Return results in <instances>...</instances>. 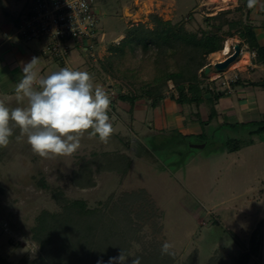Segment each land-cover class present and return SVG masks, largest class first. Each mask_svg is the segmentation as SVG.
<instances>
[{
  "label": "rangeland",
  "instance_id": "1",
  "mask_svg": "<svg viewBox=\"0 0 264 264\" xmlns=\"http://www.w3.org/2000/svg\"><path fill=\"white\" fill-rule=\"evenodd\" d=\"M32 1L0 0V20L3 18L9 24L19 21L10 33L12 41L33 42V47L41 45L44 50L50 44L48 39L25 41L18 36ZM232 3L228 6L227 2V9H217L218 5L210 0H94L99 34L92 50L86 52L83 47L86 41L79 45L70 41L67 60L45 54L48 67L56 63L48 75L63 67L87 71L93 75L95 84L107 90L114 132L107 144L85 134L73 154L44 158L32 151L19 129L15 130L8 147L0 148V255L4 259L10 264L27 259L42 261L44 253L33 238V229L44 212L60 215L68 212L67 209L73 212L70 204L76 208L85 206V211L101 210L103 222L108 223L115 218L111 215L114 204L122 206L124 201L134 220L133 228L137 229L131 242L133 255L161 253V244L167 241L174 245L170 264H209L219 250L236 255L250 252L252 233L262 224L259 252L252 256V264H264V133L256 139L254 148L236 154H230V150L236 152L253 139L244 134L247 127L241 125L229 131L221 125L215 127L211 123L208 129L204 125L210 132L206 135L208 140L200 134L193 143L185 145L176 137H153L147 148L148 137L154 135L148 133L149 123L133 122L132 106L124 101L125 97H139L135 104L138 119L144 120L148 114L155 121L160 120L159 112L147 113L152 100L140 96L163 84V98H178L177 87L173 81H165V77L179 73L184 65L182 54L171 49L162 53L157 46L146 51L141 44H127L121 52L130 28L144 24L154 30L157 24L152 15H155L164 22L186 24L188 33L192 34L213 32L225 36L226 42L228 34H232L236 40L233 45L243 47L248 43L241 40L240 34L246 33L245 26H253V20L245 10L247 0H239L238 4L232 0ZM211 13L212 17L225 15L221 20L209 21ZM21 43L19 46H23ZM213 61L216 60L212 54L208 55L205 68L198 73L204 99L218 92L227 97L231 90L249 86L239 69L230 67L224 71L228 74L214 80L213 73H218ZM207 67L211 72L204 74ZM10 81L0 78V99L10 108L26 106V100L20 103L16 96L3 94L1 89L8 90ZM189 85L186 84V93L191 97ZM258 87L255 91L264 100V85ZM174 106L180 110V106ZM261 106L264 107L263 101ZM205 108L210 110L211 106L186 105L183 114L189 120H194L193 117L206 120ZM254 127L251 125L248 131ZM221 142L228 150L219 147ZM126 154L133 161L127 174V159L122 156ZM137 194L139 200L127 199V195L137 198ZM137 214H143V219L138 221ZM101 227L96 226L89 239L92 246L103 230ZM102 260L108 264L107 257Z\"/></svg>",
  "mask_w": 264,
  "mask_h": 264
},
{
  "label": "trees",
  "instance_id": "2",
  "mask_svg": "<svg viewBox=\"0 0 264 264\" xmlns=\"http://www.w3.org/2000/svg\"><path fill=\"white\" fill-rule=\"evenodd\" d=\"M222 15L224 16L225 14L221 13L220 17H210L208 20H221ZM152 17L155 19L157 27L154 30H149L144 24L133 26L128 30L121 44L120 51H123L124 45L141 44L146 51L150 46H157L162 50V53L171 49L175 50L176 54H182L184 65L181 67V71L179 73L168 74L165 77V81H173L177 87L180 96L173 100L177 104L181 106H200L201 103H205L211 106L208 122L200 118L198 119V122L203 127L204 125H209L211 123L209 121L214 120L217 116L214 106L223 95L218 92L211 94L210 98L204 99V90L198 85V73L205 68L206 57L208 55L223 49L226 42L225 36L223 38L213 32L205 31H201L200 35L188 33L186 24H173L171 22H164L155 15H152ZM253 28V26H245L246 33L240 34L241 40L250 44L251 47H254L251 41ZM228 36L229 38H233L232 34H228ZM258 56L259 62L264 64V47L258 49ZM203 73L206 74L205 71ZM186 84H190L188 90L192 92L191 97L187 96ZM163 86V84H160L159 86L151 87L142 92L140 97L144 99L147 97V99L152 100V107L157 108L165 99L163 98ZM138 100L139 97L131 96L125 97L124 101L129 102L133 109ZM259 125L262 126L259 131H264V122ZM206 135L207 133L204 132L202 137L208 140ZM180 137L187 144L193 143L195 139V136ZM205 140L203 142H206ZM122 156L127 159L128 166L125 170V174H127L133 161L127 154ZM112 163L114 164V162ZM135 197L137 198L127 195V199L130 201H136L140 198L138 194ZM121 203L122 206L115 203L112 207L113 209L111 208V215L115 216V218L108 223L103 222L101 210L98 212L85 211V206L76 208L75 205L70 204L69 206L74 208L72 209L73 212L67 209L69 213L66 211L60 215H50L44 212L37 220V226L33 229V238L41 245L44 253L42 261L32 262L27 259L19 264H97L98 259L104 257L109 259L110 257L118 256L121 249H124L125 254L128 255L127 259H130V261H127V264H131L132 259L135 257H140L141 264H170L172 261L170 256L162 255L160 252L148 255L144 252H135L133 255L131 242L134 240L133 237L137 235V229L133 228L134 220L129 212V206L124 201ZM73 215L78 216V218L76 219ZM139 219H143V214H137V220L140 221ZM101 225L103 230L97 236L92 246L89 239H91L92 233L96 231L95 227ZM260 225V227L254 230L250 238V252L236 255L219 250L210 258L209 264H252V256L257 255L259 252V233L262 224ZM154 247L158 249L157 246ZM0 264L10 263L0 255Z\"/></svg>",
  "mask_w": 264,
  "mask_h": 264
},
{
  "label": "clouds",
  "instance_id": "3",
  "mask_svg": "<svg viewBox=\"0 0 264 264\" xmlns=\"http://www.w3.org/2000/svg\"><path fill=\"white\" fill-rule=\"evenodd\" d=\"M264 10L260 0H247V7ZM241 47V46H240ZM39 58L20 62L22 78L16 85V100L26 106L10 108L0 99V148H7L15 130L27 137L32 151L40 157L67 156L81 146L85 134L107 144L114 128L110 121L111 99L106 89L94 83L87 71L60 68L47 76L39 75ZM174 245L165 241L162 255L173 256ZM124 249L110 257L108 264H127ZM97 264H104L98 259ZM131 264H141L140 257Z\"/></svg>",
  "mask_w": 264,
  "mask_h": 264
},
{
  "label": "crops",
  "instance_id": "4",
  "mask_svg": "<svg viewBox=\"0 0 264 264\" xmlns=\"http://www.w3.org/2000/svg\"><path fill=\"white\" fill-rule=\"evenodd\" d=\"M238 2L239 0H237V4ZM260 3H264V0H260ZM245 10L247 11V13L249 12L251 14L253 20L252 24L254 28L251 36V41L254 47H251L250 44L244 45L243 47H246L247 50L250 51V55L253 51L257 52L256 59L258 60V49L260 47H264V10L260 9L259 4L253 9L248 8ZM5 21L6 20L3 18L0 20V78L4 77V79L8 80L10 78L11 81L9 83L10 85L8 86V90H5L4 88L1 90L5 95L11 94L9 96H16L15 88L19 80L22 78V66L20 64L21 61H23L24 63H28L33 57L39 58L40 60L37 65V71L41 76H47L48 72L53 70L56 63H54V65H51L50 67L47 66L46 57L42 51L41 45H38L37 48L31 45L33 42L23 44L20 41H12V39H10V33L12 32L13 28H16V23H18L19 21H16L15 23H12L10 21V24L6 23ZM20 43L23 46H19ZM256 59L251 55V64L244 67L243 71L242 68H238L241 72V76L247 81L249 86H239L235 91L231 90V94H227V97L223 96L214 106L217 112V116L214 120L211 121V123L215 125V127L217 125H221L223 130L229 131V129L231 130L233 127H236V125H238V128L241 125V127H247V133L244 134L253 137L252 140L248 141L249 143H246L245 145L240 147L238 151L235 152L234 150H230V154L244 152V150L246 149L251 150L256 145V139L264 133V131H262V133H260L259 131V129H261L262 127L259 124L264 122V107L261 106V102H264V100L261 99L258 92L255 91V89L257 90L259 88V85H264V64H261L258 61L255 65L254 61ZM17 71L19 72V74H17ZM223 73L228 74L225 72ZM236 73L237 72H235V75ZM237 74L240 77L239 73ZM0 88H2L1 85ZM174 104H176L178 107L180 106L179 111L175 108ZM185 107L186 106L177 104L170 98H165L157 108L152 107L150 110H148L147 108V113L152 111L155 113L159 112V122L155 121L152 115H149L148 117V114L145 116L144 120H139L137 117L139 112L136 113V106L133 108L135 110L131 108L130 112L133 113L134 116L133 122L139 121L144 125H146V123H149L147 125L149 128L148 133L150 132L151 134H154L148 137V140L146 142L147 148L149 147V140H151L153 137H176L179 139V143L185 145L187 144L186 141L183 140L180 136L190 137L200 134L202 135L204 132L210 134L208 130L201 126V124L198 122V119L193 117L194 120H189L188 117H186L187 115L183 114ZM201 110L204 109L201 108ZM205 110V112L207 113V117L206 120H202L207 122L209 120L211 111L209 110V108H205ZM178 112L180 114H178ZM251 125L255 126L256 128L254 127L252 128V131H248V128ZM206 127L208 129L209 125H207ZM210 128L212 129V127ZM230 140L231 139H229V141ZM232 140H234V138ZM219 147L228 150V147H225L224 142L219 143Z\"/></svg>",
  "mask_w": 264,
  "mask_h": 264
},
{
  "label": "built area",
  "instance_id": "5",
  "mask_svg": "<svg viewBox=\"0 0 264 264\" xmlns=\"http://www.w3.org/2000/svg\"><path fill=\"white\" fill-rule=\"evenodd\" d=\"M93 1L33 0L26 11L22 24H20L18 36L25 41L48 39L50 44L42 50L43 53L56 57L60 61L67 60L68 42L70 41H77L78 45L86 41L87 44H84L83 47H85L86 52L91 51L92 44L98 39L99 34L97 30L99 21L93 10ZM230 3L232 0L228 2V6L231 5ZM209 16L212 17V13ZM246 51H248L246 47H241L239 59L243 57ZM234 53L235 46L233 45L230 54L222 60L213 61L212 65L215 67L217 63L224 62ZM251 55L256 58L257 52L253 51ZM218 74L220 78L226 75L219 72Z\"/></svg>",
  "mask_w": 264,
  "mask_h": 264
},
{
  "label": "bare ground",
  "instance_id": "6",
  "mask_svg": "<svg viewBox=\"0 0 264 264\" xmlns=\"http://www.w3.org/2000/svg\"><path fill=\"white\" fill-rule=\"evenodd\" d=\"M229 1L230 0H210V2L216 3L218 5L217 9H219V8L227 9L226 6H227V2H229ZM235 42H236L235 40H233L232 38H229L227 40V42H225L223 49L221 51L213 53L212 57H214L215 60H222L223 58H225V56H227L228 54H230L232 52V46H233V43H235ZM249 64H251V55H250L249 51H246L242 58H240L239 60H237L235 63H233L230 66V69L234 70V69H238V68H244ZM212 78L214 80H217L220 78V76H219V74L215 73L212 75Z\"/></svg>",
  "mask_w": 264,
  "mask_h": 264
},
{
  "label": "water",
  "instance_id": "7",
  "mask_svg": "<svg viewBox=\"0 0 264 264\" xmlns=\"http://www.w3.org/2000/svg\"><path fill=\"white\" fill-rule=\"evenodd\" d=\"M240 54H241V47L239 45H237L235 47V53L230 56L229 58H227L224 62H220V63H217L215 65V70L217 72H224L225 70H227L233 63H235L239 57H240ZM211 72V68L210 67H207L206 70H205V73L206 74H209ZM206 145H196L195 147L197 148H201V147H205Z\"/></svg>",
  "mask_w": 264,
  "mask_h": 264
}]
</instances>
